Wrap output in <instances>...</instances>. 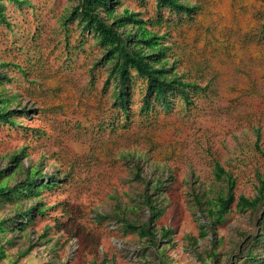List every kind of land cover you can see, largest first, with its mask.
I'll return each instance as SVG.
<instances>
[{
  "label": "rangeland",
  "instance_id": "374dc122",
  "mask_svg": "<svg viewBox=\"0 0 264 264\" xmlns=\"http://www.w3.org/2000/svg\"><path fill=\"white\" fill-rule=\"evenodd\" d=\"M0 1L10 24H0V93L18 111L0 124V184H21L31 168L55 179L31 198L0 197V264H255L246 254L263 256L264 201L243 212L235 203L264 172V0H181L195 6L189 15L120 0L115 13H159L166 66L200 88L189 103L169 94L145 110L146 82L131 71L126 116L103 48L67 20L78 0ZM215 161L234 179V201L199 237L207 219L195 195L225 188ZM145 192L163 209L155 245L120 221L147 220ZM32 204L44 210L20 230ZM161 227L171 229L162 240Z\"/></svg>",
  "mask_w": 264,
  "mask_h": 264
},
{
  "label": "trees",
  "instance_id": "16d2710c",
  "mask_svg": "<svg viewBox=\"0 0 264 264\" xmlns=\"http://www.w3.org/2000/svg\"><path fill=\"white\" fill-rule=\"evenodd\" d=\"M157 11L168 9L173 13L190 14L195 6L187 4L181 0H154ZM18 3L19 0H16ZM120 0H78L77 5L67 16V20L76 19L83 28L90 30L96 42L103 48V60L110 64V77L115 81L114 100L118 103L123 115L127 113V102L129 93V84L131 83V71L146 82V94L143 97V109L147 110L151 105V97L154 101L167 106L169 104L168 95L178 94L185 102L189 103V91H196L199 88L196 83L182 79L175 70L166 66L167 47L162 40L165 39L166 32L158 33L157 26H160L162 19L158 13L156 18H142L140 13L124 7L120 12L115 13L116 6ZM0 24L9 26L5 16L3 4L0 1ZM3 74L0 73V80ZM1 84V82H0ZM12 97L4 96L0 93V124H14L13 116L18 113L16 109H9L8 103ZM260 134L256 132L255 148L261 154L264 160V150L259 146ZM16 158V154L13 156ZM214 174L216 179L225 182V188L216 192V194L207 198L205 201L195 195V205L204 209L206 213V224H200L199 237L208 235L209 231H214L217 225L223 220L229 211L230 205L234 201L233 187L234 179L230 172H227L219 162L214 163ZM137 178L140 172H136ZM41 170L36 168L29 169L26 180L21 184L6 186L0 184V197L9 198L11 195L18 198L34 197L41 189H49L55 179L49 176L48 182H43ZM161 181L155 182L154 188H158ZM143 201L149 208V216L146 221L129 220L123 216L120 217L122 229L125 232H132L139 237L146 238V241L156 244V227L154 225L163 209L158 208L152 201L150 195L145 192ZM264 201V172L258 176V185L253 197L239 195L235 203L238 211L254 210ZM134 210V208H131ZM42 205H30L20 217L25 216V222H19V229L23 230L28 222H33L35 214L43 211ZM264 218V213H263ZM10 221V220H9ZM6 223L0 221V231L5 229ZM170 228L161 227L159 236L161 240L168 236ZM263 256L258 258V254L248 251L246 259L255 264H264V235ZM256 239L253 245H257ZM4 256V250L0 244V257ZM164 264V261H161Z\"/></svg>",
  "mask_w": 264,
  "mask_h": 264
}]
</instances>
